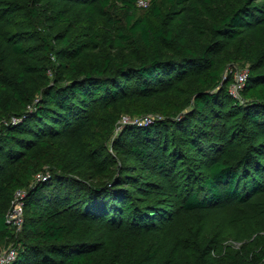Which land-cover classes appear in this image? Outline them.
I'll return each instance as SVG.
<instances>
[{
  "label": "rangeland",
  "instance_id": "1",
  "mask_svg": "<svg viewBox=\"0 0 264 264\" xmlns=\"http://www.w3.org/2000/svg\"><path fill=\"white\" fill-rule=\"evenodd\" d=\"M111 1L112 8L102 10L98 2L89 0H37V3L0 0V131L20 110L32 113L27 99L32 104L40 102L44 82L40 73L45 74L51 85H66L93 70L109 76L124 67L136 69L150 63L155 45L160 60L177 61L179 50L186 47L199 55L207 51L214 68L196 65L181 80L156 90L147 99L130 95L113 101L111 106L98 103L87 112L88 128L76 140L35 138L21 147L18 158L11 164L3 160L1 155L6 149L1 148L4 171L0 172V187L9 190L20 179L24 185L14 189L13 195L17 191L26 192L39 180H48L53 171L56 176L98 183L115 176L124 181L120 195H126L129 202L135 199V208L140 218L147 219L148 226L138 228L140 221L135 222L122 208L124 198L120 197L112 206L105 204L109 212L118 205L114 208L119 212L114 215V222L92 231L85 225L79 229L70 223V239H96L110 245L121 241L133 246L137 253L155 249L159 259L168 258L174 264H264V192L250 197L246 205L216 206L191 214L181 209L186 193L207 177L213 160L236 164L244 152L258 147L255 156L262 163L258 170L264 172V128L248 126L241 114L223 107L219 122L223 136L213 147L211 159H199L196 152L177 141L172 163L161 175L148 173L127 154L126 135L118 142L126 131L137 135L134 127L161 124L168 129L169 123L191 116V95L215 91L216 81L208 76L213 71L223 69L218 79L223 86L231 84L237 72L264 74V24L242 30L234 40L218 38L209 32L213 24L232 10L264 6V0H199L196 8L190 7L184 14L176 9L170 18L165 17L166 8L164 30L172 32V46L154 42L146 45L138 34L129 33L126 23L130 17L159 28L160 21L153 17L152 7L147 11L137 8L130 11L122 4L123 0ZM69 40L87 45L78 58L52 59L44 50L48 44L55 52ZM92 41L98 44L97 48L92 47ZM214 43L216 51L210 54ZM16 47L21 48V53ZM106 60L109 64L103 70ZM33 66L40 72L25 70ZM242 99L243 95L241 103ZM23 104L25 107H21ZM248 173L252 175L253 171ZM127 191L130 195L125 194ZM11 201L10 205L0 201L5 216L11 209ZM23 226L24 221L21 226H10L13 236L0 243V255L17 248L16 240H29Z\"/></svg>",
  "mask_w": 264,
  "mask_h": 264
},
{
  "label": "trees",
  "instance_id": "2",
  "mask_svg": "<svg viewBox=\"0 0 264 264\" xmlns=\"http://www.w3.org/2000/svg\"><path fill=\"white\" fill-rule=\"evenodd\" d=\"M89 1L98 2L102 10L113 6L111 0ZM137 1L123 0L122 4L132 11L134 8L140 9L137 7ZM34 2L37 3V0ZM198 4L199 0H150L148 8L140 10L147 11L152 7L153 17L160 21L159 28L155 29L145 21L130 17L126 23L128 31L132 36L138 34L146 45L154 42L172 46V32L164 30L165 17L170 18L176 9L184 14L190 7L196 8ZM263 7L243 6L232 10L213 24L209 32L218 38L234 40L242 30L264 24ZM166 8L168 11L164 17ZM60 17L63 16L60 14ZM92 44L93 48H97L96 42L92 41ZM215 45L216 43L212 44L213 52L210 54L216 51ZM86 46L69 40L64 41L63 46L55 52L48 44L44 46V50L52 59H75L81 56ZM16 51L21 53V48L16 47ZM153 52L151 62L139 68L124 67L109 76L103 75V71L93 70L66 85H51L45 74L40 73L39 76L44 79L40 102L32 104V101L27 99V105L32 106V113L20 110L15 114V123L7 122L0 131V149H6L1 155L5 158L3 160L13 163L23 145L32 143L35 138L41 136L46 137L48 141L76 140L79 134L88 128L87 112L98 103L111 106L113 101L125 99L130 95L147 99L156 90H162L181 80L191 73L196 65L210 70L214 68L213 59L207 51L199 55L188 47L182 48L179 50L180 58L177 61L160 60L156 45ZM108 64L106 60L103 70H106ZM25 70L31 73L40 72V69L34 66ZM221 72L222 68L208 75L211 81H216L213 83V93L203 90L191 95V116L181 118L180 122L169 123L168 129H163L161 124L147 128L134 127L133 130H138L137 135L126 131L118 140L122 142L125 135L127 136V154L138 165L144 166L145 171L163 174L172 163L177 141L196 152L199 159L205 157L210 160L212 149L216 147L222 135L219 122L223 116V107L232 108L231 110L241 114L248 126L264 128V74L248 73L240 95L241 98L243 95L244 103H241L229 94L230 82L221 85L218 80ZM205 84L203 82V85ZM256 148L258 147L253 148L254 152L250 149L244 152L236 164L228 165L213 160L207 177L193 191L186 193L182 211L191 214L216 206L229 208L246 205L250 197L263 193L264 172L258 170L262 163L255 156ZM249 170L253 171L252 175L248 173ZM2 171L4 168L0 162V172ZM115 178L112 176L100 183L87 182L86 179L56 176L53 171L48 180H39L34 187L28 189L23 199V231L30 236L28 241L16 240L15 246L18 250L13 264H174L168 258L159 259L155 249L137 253L133 246L121 241H113L110 245L96 239L69 238L70 223L76 224L79 229L85 225L92 231L102 228L109 221L114 222V215L119 213L115 211L118 205L113 206L110 212L106 205L112 206L120 197L124 198L121 202L122 208L135 222L140 221L138 228L145 229L148 226L147 219L140 218L139 210L135 208V199L129 202L125 200L126 195H120L119 188L124 181ZM22 185L24 183L18 179L9 190L0 187V201L10 205L13 190ZM12 236L10 226L6 222L5 209L0 208V243Z\"/></svg>",
  "mask_w": 264,
  "mask_h": 264
},
{
  "label": "built area",
  "instance_id": "3",
  "mask_svg": "<svg viewBox=\"0 0 264 264\" xmlns=\"http://www.w3.org/2000/svg\"><path fill=\"white\" fill-rule=\"evenodd\" d=\"M150 0H138L137 7L140 9H147ZM247 72H237L229 85V94L236 100L241 101V92L247 81ZM15 123V120L13 121ZM25 197L24 191H17L14 193L11 201V209L7 213L6 222L9 226H21L24 221L23 199ZM17 257L16 248H11L0 255V264H13Z\"/></svg>",
  "mask_w": 264,
  "mask_h": 264
}]
</instances>
